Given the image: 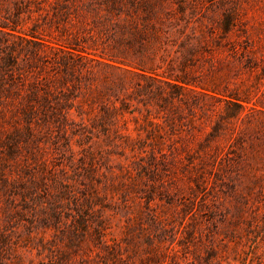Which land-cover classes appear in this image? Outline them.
<instances>
[{"label": "trees", "instance_id": "trees-1", "mask_svg": "<svg viewBox=\"0 0 264 264\" xmlns=\"http://www.w3.org/2000/svg\"><path fill=\"white\" fill-rule=\"evenodd\" d=\"M201 6L189 0H0V104H13L26 121L49 117L81 146L101 140L128 158L125 174L175 162L196 171L190 198H174L177 192L162 181L123 198L129 194L119 192L127 185L122 180L100 187L87 174L83 188L60 180L43 220L51 217L58 226L56 208L66 198L68 221L57 227L64 245L50 252L49 264H131L136 255L139 264L180 255L189 264H213V246L203 245L199 259L196 241L200 217L213 211L209 199L220 197L231 203L233 236L244 225L237 235L245 246L239 264L264 254L256 252L264 241V118L257 116L264 109L248 105L251 99L237 87L195 88L220 70L228 76L239 69L247 53L239 39H217L232 29V12L213 24ZM49 23L56 35L49 36ZM245 59L244 66L255 65L251 56ZM7 182L0 161V183L5 188ZM22 188V196L31 195ZM155 198L180 205L176 218L156 211ZM118 200L138 210L116 239L107 237L106 211Z\"/></svg>", "mask_w": 264, "mask_h": 264}, {"label": "rangeland", "instance_id": "rangeland-1", "mask_svg": "<svg viewBox=\"0 0 264 264\" xmlns=\"http://www.w3.org/2000/svg\"><path fill=\"white\" fill-rule=\"evenodd\" d=\"M189 1L196 6L202 5L201 9L203 7L213 24L223 17L224 12H232V29L226 36L222 38L217 36V39L221 42L239 39L247 51L243 54V65L239 69L231 71L228 76L225 69L220 70L213 80L208 77L202 81L204 88L194 87L207 92L213 88L222 90L226 85L237 87L240 94L251 99L248 105L255 101L257 108L264 109V0ZM57 33L49 23V36ZM225 49L226 46L217 54L224 55ZM248 56L253 58L252 63L255 64L253 67L244 66L246 63L244 58ZM257 116L264 118L260 113ZM72 118L78 120L75 115H72ZM78 140L77 136L60 131L56 123H49V117L44 121L41 119L26 121L16 112L13 104H0V161L8 178L5 188L0 183V264H49L50 252H57V249L63 247L64 241L60 238L57 227L59 225L63 227V222L68 221V209L64 205L67 199H60L61 206L56 208L61 219L58 226L51 217L43 220L48 205L57 199L53 193L60 190L58 184L60 180L81 188L83 185L80 181H86L87 174H93V178L100 181V187L101 185L108 187L111 181L118 183L122 180L127 185L123 184L119 192L127 190L129 194L123 198L141 193V188H146L150 183L158 186L161 181L170 189L169 192H177L173 193L174 198L182 195L190 198L192 195L190 190L191 186L194 187V182L191 177L196 171L186 165L178 162L168 163L167 168L152 166L146 170L147 174H144V171L125 174L122 165L129 160L116 149L105 145L101 140L96 141V138L83 146L78 144ZM195 143L196 140L189 139L190 147ZM140 176H143L147 183L142 182ZM11 181L14 182V187L8 189ZM22 182L24 185L20 184ZM22 186L29 187L31 195L22 196L19 193L23 189ZM105 191L110 196L112 191L109 189ZM118 193H114L115 197H120ZM186 198L185 202L188 203L189 199ZM209 201L212 202L213 211L200 217L202 230L200 241H196L197 257L202 259L205 253L202 246L211 244L214 248L213 264H239L245 246L242 238L239 239L237 235L242 232L244 225H237L233 236L230 232L233 227L229 212L230 201L221 197ZM155 202L159 204L154 207L156 211L165 213L164 215L171 219L178 215L180 205L177 203L164 205L162 201L163 204H160L158 198H155ZM117 203L114 210L106 211L108 214L111 213L107 228L110 234L107 237L119 239L122 236L125 218L135 215L138 207L134 204L129 208L124 207L120 200ZM154 204V201H150V205ZM72 205L70 203V206ZM259 212L261 213V210ZM263 251L264 241H260L256 252L262 254ZM138 257L133 256L130 263L139 264ZM189 257L192 259V255ZM258 260L260 264H264V254L253 263L257 264ZM157 264L189 263L180 255L176 261L163 258Z\"/></svg>", "mask_w": 264, "mask_h": 264}]
</instances>
